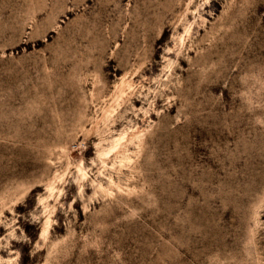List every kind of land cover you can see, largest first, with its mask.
<instances>
[{
	"label": "rangeland",
	"instance_id": "obj_1",
	"mask_svg": "<svg viewBox=\"0 0 264 264\" xmlns=\"http://www.w3.org/2000/svg\"><path fill=\"white\" fill-rule=\"evenodd\" d=\"M0 264H264V0H0Z\"/></svg>",
	"mask_w": 264,
	"mask_h": 264
}]
</instances>
